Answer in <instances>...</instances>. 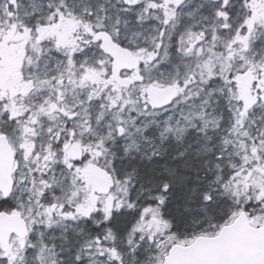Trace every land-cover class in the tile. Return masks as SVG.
Wrapping results in <instances>:
<instances>
[{"label": "snow or ice", "instance_id": "1", "mask_svg": "<svg viewBox=\"0 0 264 264\" xmlns=\"http://www.w3.org/2000/svg\"><path fill=\"white\" fill-rule=\"evenodd\" d=\"M0 264H264V0H0Z\"/></svg>", "mask_w": 264, "mask_h": 264}]
</instances>
